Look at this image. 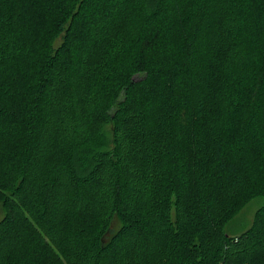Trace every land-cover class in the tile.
<instances>
[{
    "label": "trees",
    "instance_id": "16d2710c",
    "mask_svg": "<svg viewBox=\"0 0 264 264\" xmlns=\"http://www.w3.org/2000/svg\"><path fill=\"white\" fill-rule=\"evenodd\" d=\"M0 206V264H264V0H0Z\"/></svg>",
    "mask_w": 264,
    "mask_h": 264
},
{
    "label": "rangeland",
    "instance_id": "374dc122",
    "mask_svg": "<svg viewBox=\"0 0 264 264\" xmlns=\"http://www.w3.org/2000/svg\"><path fill=\"white\" fill-rule=\"evenodd\" d=\"M58 40H56V43ZM55 43V44H56ZM45 139L46 141L48 140ZM262 202V197L257 196L253 199H251L236 215L235 217L230 221V223L227 225L228 230L231 233H238L243 230H245L252 222L253 215L255 210L260 206ZM3 215V210L0 206V219Z\"/></svg>",
    "mask_w": 264,
    "mask_h": 264
}]
</instances>
